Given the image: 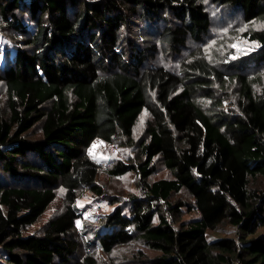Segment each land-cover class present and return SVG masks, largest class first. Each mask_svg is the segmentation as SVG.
<instances>
[{
    "label": "trees",
    "instance_id": "trees-1",
    "mask_svg": "<svg viewBox=\"0 0 264 264\" xmlns=\"http://www.w3.org/2000/svg\"><path fill=\"white\" fill-rule=\"evenodd\" d=\"M218 7L264 21V0H0L1 264H98L96 246L135 240L161 253L144 264H264V233L252 236L264 226V87L250 73L264 65V27L245 32L256 51L218 66L201 46ZM190 42L175 69L159 61ZM144 112L142 160L108 174L136 172L145 197H112L115 209L87 237L80 191L104 194L87 150L132 139ZM158 160L172 177L150 181ZM183 192L192 201L170 202ZM58 195L62 210L26 234ZM184 209L200 216L176 226ZM225 222L238 241L209 240Z\"/></svg>",
    "mask_w": 264,
    "mask_h": 264
},
{
    "label": "rangeland",
    "instance_id": "rangeland-1",
    "mask_svg": "<svg viewBox=\"0 0 264 264\" xmlns=\"http://www.w3.org/2000/svg\"><path fill=\"white\" fill-rule=\"evenodd\" d=\"M210 9H212L213 12L214 26L209 36L205 38V43L201 44V46L204 47L209 58L215 62L218 61V66H220V63L235 60L231 57L237 55L238 49L241 53L247 52L246 55H248L259 48V46H256L259 44L249 39V37L245 35V32L263 28L264 21L254 20L251 22H245L238 15L227 11V9L219 7ZM136 29L137 28H135V30ZM240 29L245 30L240 31ZM4 38V34L0 33V46L5 43L6 40ZM10 39L11 41L16 39L18 40V38L12 35H10ZM213 41H215V44L212 43ZM233 44H237L238 49L231 47ZM210 45L211 47H209ZM196 46L197 45L190 42L189 46L186 47L187 49H185L183 56L170 58L161 56L159 61L162 64L175 69L178 66L179 61L188 56L190 51ZM250 48L252 49L251 51H249ZM246 55L239 54L238 58ZM250 73L252 77H255V80L257 81V89L260 91V89L264 87V65L262 64L260 68L252 67V71ZM231 88L232 85H230L229 90H231ZM233 95H236V93H233ZM231 101V99L225 100L224 106L227 109L232 107ZM0 105L3 107L5 112H8V93L6 86L2 82H0ZM150 120L151 117L148 112H144L140 116L132 139L128 140L121 137L114 140L113 143L105 142L102 139H96L88 148L87 153L89 159L99 165V174L96 181L102 185L104 194H94L86 188L80 191L77 203L83 211V216L77 221V230H81V232L85 233L87 237L90 236L89 230L95 228V226H99L100 219L115 209L116 205L112 204V197L121 198L123 201H128L133 195L145 197L143 189L138 184V174L136 172H130L120 177H112L108 174V170L117 161L138 163L142 160L139 141L144 135ZM31 135L40 137V129L38 127L36 129L34 128ZM94 144L96 145L95 148H93ZM156 170L157 171L154 175L150 177V181H155L164 177H172L171 172L160 160L157 161ZM252 186H262V181L257 180L252 184ZM58 196L59 197H57L54 203L48 207L41 219L26 230V234L41 232L46 223L62 210V198L61 195ZM181 200L192 201V198L188 195V193L183 192L178 195H173L170 202L176 203ZM161 211L166 212V206L162 202ZM199 216L200 214L197 211L189 212L184 209V211L176 219L175 225L179 226L181 223L196 219ZM263 233L264 226L260 227L252 236H257ZM85 235L83 234V236ZM78 236L80 237V235ZM207 237L209 240L225 237L235 238L238 241V232L235 226L225 222L216 230H208ZM92 252L96 255L98 264H144L149 262L150 259L161 254L159 251L151 249L139 240H135L127 245L117 246L111 252H105L100 246H96L92 249ZM1 261L2 258L0 257V264ZM237 263L240 264V261H237Z\"/></svg>",
    "mask_w": 264,
    "mask_h": 264
},
{
    "label": "snow or ice",
    "instance_id": "snow-or-ice-1",
    "mask_svg": "<svg viewBox=\"0 0 264 264\" xmlns=\"http://www.w3.org/2000/svg\"><path fill=\"white\" fill-rule=\"evenodd\" d=\"M244 30H245V29H240V31H244ZM212 43L215 44V41H213ZM256 46L258 47L259 45H256ZM209 47H211V45H210ZM231 47H233V48H237V49H238V45H237V44H233V45H231ZM251 50H252V49L250 48L249 51H251ZM239 54H244V55H246L247 52H243V53H241V52L239 51V49H238V53H237V55H234V56H232L231 58H232V59H237ZM95 147H96V145L94 144V145H93V148H95Z\"/></svg>",
    "mask_w": 264,
    "mask_h": 264
}]
</instances>
